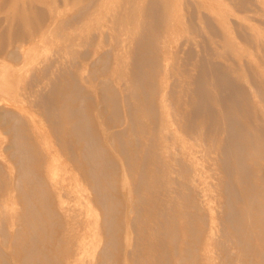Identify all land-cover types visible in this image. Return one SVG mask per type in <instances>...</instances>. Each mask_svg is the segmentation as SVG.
<instances>
[{
    "label": "bare ground",
    "instance_id": "6f19581e",
    "mask_svg": "<svg viewBox=\"0 0 264 264\" xmlns=\"http://www.w3.org/2000/svg\"><path fill=\"white\" fill-rule=\"evenodd\" d=\"M46 1L12 0V16L0 38L17 43L18 51L22 41L44 35L57 37L63 51L75 44L83 50L68 52L72 68L62 67L56 80L31 95L29 105L50 126L57 165L41 149L40 124L35 125L26 105L8 99L13 93L9 85L0 91V124L14 177L8 203L0 196V210L10 211L0 222L8 220L14 228L10 237L2 233L12 245L14 264H69L67 259L78 251L89 253L97 229L98 257L78 259L109 264L124 221L122 194L113 190L115 164L109 147L122 159L131 185V203L123 210L135 212L127 225L136 229L139 264H168L169 257L177 264H196L205 236L218 243L225 264L246 263L241 257H259L260 264L264 200L258 197L264 195V177L261 166H255L264 160V80L248 67L249 91L259 97L249 100L238 82L244 71L215 60L214 47L205 55L198 41L197 48L188 47L192 42L172 52L168 35L187 30L174 11L177 0H117L113 7V0H61L43 18L39 6ZM246 42L264 48V37ZM167 58L177 64L166 69ZM174 72L184 80L176 99L173 84L165 91L162 79ZM196 153L203 160L207 153L215 154L210 158L218 169L212 173V197L206 192L203 162H194ZM52 166L72 169L74 183H66L61 174L48 183ZM213 198L222 208V214L213 215L220 228L215 238L212 215L204 212ZM70 200L74 205L68 206ZM5 257L0 253V264L8 263Z\"/></svg>",
    "mask_w": 264,
    "mask_h": 264
},
{
    "label": "rangeland",
    "instance_id": "374dc122",
    "mask_svg": "<svg viewBox=\"0 0 264 264\" xmlns=\"http://www.w3.org/2000/svg\"><path fill=\"white\" fill-rule=\"evenodd\" d=\"M60 1L61 0H49L46 1V3L40 4L39 7L43 10L44 13L41 14V17L43 16V18H45L46 16H48V13L50 11L55 9L57 6L60 7L63 0L61 1V3ZM115 1L117 0L111 1L109 5L113 7V5H115L116 3ZM11 6L12 0H0V37L5 32L4 26L8 23L12 16L10 11ZM20 6L21 2L19 1L15 5V7L17 8ZM173 8L182 20V25H179L185 27L184 24L186 22L188 31L184 29L183 32H174L175 34L168 35L172 52H174L175 49H180V45L187 47L190 43L193 42L188 46L192 49L198 41L201 42V50L205 55H207L209 48L213 52L212 47H214L213 54L215 60L219 61L221 64L230 65L231 67L239 71H244L243 76H241L238 82L242 84V87L245 89L249 100L259 99L257 92L249 91V88L251 87V81L248 78V67L255 70L254 72L258 79L264 80V48L260 47L259 49H256L253 46L248 45L246 39L250 37L254 38L256 36L264 37V0H177V4L173 5ZM193 10L194 13L192 12ZM107 18L108 14L105 15V21H107ZM172 22L174 23V19H172ZM184 37H186L189 42L183 40ZM10 40V43H7V39L5 36L4 39L0 38V91L6 92L4 90H1V88H7L9 85V88H12L13 93H9L10 95L8 99L12 102H16L18 105H26V109H28L30 118L34 119L33 121L37 122H34L35 125L40 124L39 128L37 129V134L39 133L41 135V133H43L42 136H40L39 141L41 149L48 150L50 152L49 159L54 158L53 163L54 165H57L59 163L60 157L56 158L57 156H55L56 154L54 146L56 144H54L53 142L54 137L52 135V132H50V126L45 120V117L37 114L36 111H34L35 108L30 106L29 104H33V97L31 96L34 92L33 90L38 87L37 89L43 91V89H45V86L49 84L50 80H56V78L58 77V73L61 74L62 67H66L67 71L72 68V65L69 62L68 52H79L83 50V47L76 46L75 44L71 48H69V50H67V48L69 47L67 46L65 48L66 51H63V49L59 47V41L57 37L44 35L40 38L39 36H36L31 39V41H22L20 45H23V47H21L20 51H18V46H16L17 43H14V41ZM195 48H197V46H195ZM63 52H65V56H63ZM167 55L168 57L170 56V54ZM239 56L243 57V59L238 60ZM258 57H260V59ZM164 62L166 69H170L173 65L177 64L176 61L172 60L171 58H167V61L165 60ZM231 72L233 73H231L232 76L236 75V71ZM79 73L83 77L86 76L85 69L79 70ZM37 77L39 78V81H36ZM162 79L163 82H165L163 84L165 88L164 90L169 91L172 88L173 84V99L179 98L177 91L179 89V86L184 83V80L182 79L180 74L177 72H174V74H165L163 75ZM34 80L37 82L35 83V85H33ZM36 84H38L39 86H36ZM83 84L85 85L84 79ZM32 85L34 88H32ZM1 95L3 94L0 92V96ZM30 98L31 101L29 100ZM170 107L171 106H167L166 108V111H168V113L172 112ZM260 107H262V105ZM262 110H264L263 107ZM178 134L180 135V133ZM187 142H189L191 145L193 143L191 140L186 141V143ZM7 145L8 143L5 137V131L0 124V183L3 180L0 184V196L2 195L1 199L7 200L8 203V198L11 197V184L14 180V177L12 173L13 167H11V163L8 157L9 151L7 149ZM50 146L53 150L50 148ZM194 148L198 149L197 146H194ZM106 150L110 154V158L115 164L114 174L116 179L113 178L115 179L113 181L115 183L113 190L117 192V195L122 194V220H124L122 222V232L119 233V237L115 240V244L111 248L112 256L109 259V264H134L135 261V264H139V262L137 261H140L141 257L135 249L136 242L138 240V236H135L136 229L127 225V222L135 220L133 219V217L135 216V212H129L128 209L123 210L124 204L126 202L129 203L132 199L131 196H133L132 194H130L132 193L131 185L127 176H124L122 159L119 157L118 153L113 150V147H109ZM196 155L197 156L194 157L195 164L200 163L199 161L203 162L201 163L206 174V180L204 178V180L206 181V192L210 196H214L215 192L212 189V183L215 184L216 179L212 177V173L214 171L217 172L218 169L215 165L212 164L210 158L212 156H215V154L207 153L205 160L202 159L201 154L196 153ZM55 160H57L56 163ZM258 163L261 165H256L255 167L257 168L261 166V176L264 177V160L260 159L258 160ZM247 164L249 167L254 166V164H251L250 161ZM54 169L57 170V173H55L56 170ZM53 172L54 174H52ZM56 174H58L57 176H60L61 174L60 177L64 176L66 183L70 182L71 184H73L75 181V173L72 169H62V167L58 168L52 166L51 170H49V174L47 175V179L49 180L48 183H50V181L52 182L53 180H56ZM60 177H58L57 180H59ZM125 191L126 193L124 194ZM79 194L80 205H82V193ZM68 195L70 196V194ZM210 200L211 201L207 204L208 209H204V212L208 215L211 213L210 215H212L210 216L212 218V221L214 220V222H211L214 227L212 237L215 238L220 236V228L218 220H216L213 215L222 214V208L215 198ZM258 200H264V195L261 194L258 197ZM71 201L72 200L68 202V206L74 205V201H72L73 203ZM9 212L10 211L8 210V208L1 209L0 219H6L7 217H9V215H7V213ZM262 215L264 218V214ZM93 220L96 224L100 220V215L97 211L94 212ZM177 225L178 224H176V226ZM13 230L14 228L12 225H9L8 220L5 223L0 222V253H4V255H7V257H5V259L8 261L7 264L17 263V260L9 254L12 245L8 244L7 240H3L2 233L5 232V236L10 237V234ZM175 231L177 232V229H175ZM99 237L100 235L98 234L97 229L95 238L93 240L94 243L90 248L89 253L87 251H78V255L69 257L67 259L68 263L82 264V261L78 259L79 255H81L83 261H86L87 258L91 257L96 260L99 252L98 248L100 246V242L98 239ZM261 244L258 246V248L261 250L260 264H264V244ZM218 247V243H214L211 238L205 236L204 241L199 245V248L197 250V252L199 253V257H196L197 259L195 258L196 264H225L228 260L223 259V253L220 252L219 249H217ZM240 259H243V261L246 262L244 264H249L251 261L253 264H257L259 257H241ZM57 263H59V261ZM168 264H177V262L175 261V257H169ZM233 264H239V262Z\"/></svg>",
    "mask_w": 264,
    "mask_h": 264
}]
</instances>
